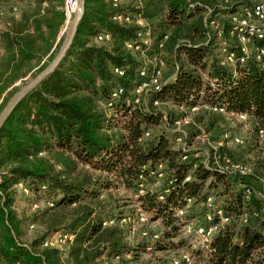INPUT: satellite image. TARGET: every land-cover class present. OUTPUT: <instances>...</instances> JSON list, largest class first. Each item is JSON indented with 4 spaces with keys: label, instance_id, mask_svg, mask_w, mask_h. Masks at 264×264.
I'll return each mask as SVG.
<instances>
[{
    "label": "trees",
    "instance_id": "16d2710c",
    "mask_svg": "<svg viewBox=\"0 0 264 264\" xmlns=\"http://www.w3.org/2000/svg\"><path fill=\"white\" fill-rule=\"evenodd\" d=\"M256 5L240 0H85L65 57L0 129V264H122L147 244L163 251L164 241L176 234L172 224L181 220L176 210L191 199L193 206L182 220L201 216L209 196L223 200L220 207L228 221L207 251L191 252L194 264H264V200L253 196L247 202L241 192H231L232 178L202 163L206 146L192 147L198 135L216 142L227 132L220 124L225 116L245 115L252 126L250 146L217 152L248 166L254 183L262 176L264 140L258 142L256 134L264 132V40L251 37L249 56L240 62L233 23L239 9L242 17ZM8 11H17L18 17L4 22ZM139 19L144 26L137 24ZM64 21V0H0V111L18 90L17 83L34 78L51 62L63 40L59 31ZM146 30L152 39L140 45V52L154 61L152 66H144L126 48ZM106 35L108 40L98 39ZM230 54L233 65L225 62ZM155 68L161 70V90L127 105ZM142 69L145 79L139 77ZM118 89L123 93L112 99ZM168 105L174 111L164 108ZM197 106L221 108L226 114L200 109L191 115L187 137L180 135L184 151L167 135ZM250 152L256 153L255 160L241 162ZM158 167L161 179L146 172ZM18 187L33 197V204L46 203L29 220L15 210ZM120 187L144 214L163 220V234L148 232L156 235L154 240L129 239L119 225L129 202L112 194ZM243 212L249 215L246 224L240 222ZM30 220L41 232L26 244L21 238ZM109 222L113 224L103 226ZM55 234L72 240L64 248L43 247ZM183 247L188 249L184 236L172 246Z\"/></svg>",
    "mask_w": 264,
    "mask_h": 264
},
{
    "label": "built area",
    "instance_id": "2783aa9c",
    "mask_svg": "<svg viewBox=\"0 0 264 264\" xmlns=\"http://www.w3.org/2000/svg\"><path fill=\"white\" fill-rule=\"evenodd\" d=\"M116 2V0H114ZM222 1V0H217ZM75 5L74 0H66L65 8L66 12H69ZM114 20L119 22H129L128 18L116 17ZM234 23V31L236 32V40L240 46L241 57L240 62H243L245 58L249 56V40L251 37L255 36L258 39L264 40V3L259 4L253 7L252 10H245L243 16L240 18H233ZM137 24L143 26L141 20H137ZM1 29V24H0ZM104 38L105 40L109 39V36L106 35L104 37L98 38L101 40ZM152 39L150 30H146L143 32H139L137 34V39L134 44H126V48L129 50H133L134 52L140 51V45L147 46ZM226 62L230 65L235 63V58L232 54L227 55L225 58ZM160 66L162 63L160 62ZM116 73L121 75V72L115 70ZM139 77L141 79L147 78V71L142 69L139 73ZM160 78H161V70L153 69V72L148 77L146 81L141 82L132 93V99L126 101L127 105H138L141 100H145L147 96L154 92H159L160 87ZM123 93L122 89H118L113 91L112 99H117L119 95ZM154 106H159L157 101L153 102ZM111 106V105H109ZM200 109H204L207 111H211L219 114H226L224 109L221 108H208L197 106L190 109L189 114L180 118L178 121L174 123V131L179 133L184 138L187 137L185 132V128L191 123V115L199 111ZM237 118L240 122H247L248 118L245 115H231ZM144 138L148 137V134H144ZM258 142H262L264 140V132L259 130L256 134ZM196 141H200L202 146H206L213 151V153H209L207 150L204 152L202 163L209 170H216L217 172H222L226 174L230 178H232L235 188L238 192H241L245 201L249 202L253 196L259 197L264 200V170L262 172V176L258 179V184L254 183V181L249 180L250 169L248 166L234 162L228 157L221 155L217 152L219 148H232V147H241L243 145V140L235 135L234 133L224 132L216 142L208 141V135L202 134L195 137ZM182 141V140H181ZM181 147L184 151H186V146L182 142ZM186 156L182 157V160H186ZM161 167L158 168H150L146 169V172L150 177H156L157 179H161L163 177L162 174L159 173ZM143 181V178H140ZM189 180V177L185 179ZM139 195L144 193L143 183L139 184ZM168 190L165 191V194H168ZM24 193H27L24 191ZM164 196L159 197V200H164ZM193 201L191 199H187L185 201V205L183 208L177 209L176 213L179 218H183L187 212V209L190 208ZM49 207L52 206L51 203L47 204ZM205 213L201 216H196L191 218L189 221L183 222L182 225V235L188 240V249L186 252H182L178 255V257L172 258V264H194V259L191 255V252L196 250L207 251L208 245L212 239V237L221 229L222 225L225 224L228 220L224 216V211L220 207V204L217 203L216 199L213 196H209L205 199ZM264 212V210H262ZM257 214L253 213V216ZM137 216V215H136ZM249 215L247 212H243L240 216V222L242 224H246L248 221ZM145 223L147 218L143 213H140L137 217L127 215L120 222L119 225L125 227L127 230V235L130 240L138 237L140 239H150L154 240L156 235L149 236L147 230H139L137 228V222ZM113 222H109L108 224L104 223L103 226L112 225ZM32 228V226L30 227ZM67 240L71 241L72 236L67 234H55L48 241H46L43 247H57V244L63 245Z\"/></svg>",
    "mask_w": 264,
    "mask_h": 264
},
{
    "label": "rangeland",
    "instance_id": "374dc122",
    "mask_svg": "<svg viewBox=\"0 0 264 264\" xmlns=\"http://www.w3.org/2000/svg\"><path fill=\"white\" fill-rule=\"evenodd\" d=\"M240 1H245L249 5H253V4L258 5V4L264 3V0H240ZM65 2H66V0H64L65 21H64V24L60 28V31H59V38L60 39L64 37V35L68 29L69 23L72 19L73 12L75 9V7H74V9L72 8L73 11L71 9V10H69V12H66ZM242 10L243 9L241 8L237 11V15L235 17L236 19L241 17L239 15L241 14ZM17 15H18L17 11L14 13L11 11H8V12H4L2 18H3V21L5 22L8 17H10V16L18 17ZM141 23L144 26L143 20H141ZM150 33H151V31H150ZM133 53L135 54V58L139 62H141L144 66H152L154 64V61L152 59H150L149 57H147L144 53H141L140 51L133 52ZM32 78H33L32 76L25 78L23 80V82L17 83L14 88H16V89L21 88L24 84H26ZM164 108L166 110L170 109V110L174 111V109L171 105L165 106ZM230 116L231 115H228V116H225L226 117L225 119H221V121H220L221 126L223 127V129H225V131L232 132L235 135L239 136L243 140L242 147H245V148L249 147L250 146V143H249L250 138L252 136V126L250 125V123L240 122L238 119H237V121L231 120ZM157 132L158 131L155 130L153 133L157 134ZM167 137L169 140H173L176 145H180L182 143V141H181L182 139H181L180 134L175 132L174 128L170 129V132H168ZM192 147L195 149V151H197L196 149L202 147L201 142L196 141V139H194V141L192 142ZM234 148H237V147H234ZM204 150L206 151L207 148L205 147ZM255 158H256V153L250 152L249 155L246 154L244 156V160L241 162H247L250 164V161L255 160ZM232 186L233 187L235 186L233 184V182H232ZM155 188H158V186H156ZM234 188L231 190V192L233 190L238 192L237 189H234ZM112 194H113V199L117 197L122 202H126V203L129 202L127 204V206H129V209L127 211V215L137 217L140 213L144 214V211L139 207L140 205L134 199H133L134 201H131L130 199L128 200L129 192H127L123 188L120 187L118 190L113 191ZM16 195H17V202H16V207H15L16 209L15 210H16V212H18V214L22 218L28 219L31 216H33L38 210L45 208L46 203H43L42 201L38 202L37 204H33L32 203L33 197H31L28 194V192L24 193L22 187H20V189H19V187L17 188V194ZM215 199H216L217 203H219L221 206L223 205V200L220 197H215ZM144 215L147 218V221L145 223H143V222H140L138 220L136 226L139 230L145 229L149 233H161V234L164 233L166 226H164V222L162 219L152 218L150 214H144ZM185 220L186 219H184V220L177 219L172 224V225L177 227L176 234L175 235L172 234L170 236V237H172L170 240L167 239L166 241H164L165 246H166L165 250L153 251L152 248L149 247L147 244L143 248H141L140 251H138V254L127 255L125 257V260L122 262V264H170L169 263L170 259L176 257L177 255H179L182 252L187 251V249L184 247L179 248V249L176 248V250H173V248H172V246L179 243L183 237L182 225H183V222ZM30 226H33V227L30 228ZM40 232H41L40 229L37 227L36 224L33 223V221H31V220L27 221V223L25 224V226L23 228V236L21 239L24 243L28 244L31 241H33L40 234ZM57 247L58 248H64V246L60 245V244H57ZM105 264H119V263L116 261H112V262H107Z\"/></svg>",
    "mask_w": 264,
    "mask_h": 264
},
{
    "label": "water",
    "instance_id": "95a60500",
    "mask_svg": "<svg viewBox=\"0 0 264 264\" xmlns=\"http://www.w3.org/2000/svg\"><path fill=\"white\" fill-rule=\"evenodd\" d=\"M75 2V11L73 12L72 19L69 23L68 29L63 37L57 53L43 70H41L34 78L30 79L21 88H19L7 101L3 109L0 111V129L5 124L7 118L15 110L17 105L47 76H49L59 66V64L65 57L67 50L70 48L72 42L75 39L76 28L84 14L85 0H75Z\"/></svg>",
    "mask_w": 264,
    "mask_h": 264
},
{
    "label": "bare ground",
    "instance_id": "6f19581e",
    "mask_svg": "<svg viewBox=\"0 0 264 264\" xmlns=\"http://www.w3.org/2000/svg\"><path fill=\"white\" fill-rule=\"evenodd\" d=\"M74 7L76 8V2H75V5L73 6V9H74ZM73 9H72V11H73ZM74 11H75V9H74ZM69 16V15H68Z\"/></svg>",
    "mask_w": 264,
    "mask_h": 264
},
{
    "label": "crops",
    "instance_id": "0c3cea01",
    "mask_svg": "<svg viewBox=\"0 0 264 264\" xmlns=\"http://www.w3.org/2000/svg\"><path fill=\"white\" fill-rule=\"evenodd\" d=\"M19 189H20V187H19Z\"/></svg>",
    "mask_w": 264,
    "mask_h": 264
}]
</instances>
